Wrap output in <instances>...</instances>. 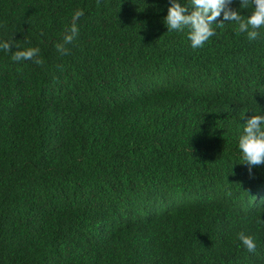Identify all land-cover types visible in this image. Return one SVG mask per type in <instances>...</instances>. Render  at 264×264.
I'll return each mask as SVG.
<instances>
[{
	"label": "trees",
	"instance_id": "1",
	"mask_svg": "<svg viewBox=\"0 0 264 264\" xmlns=\"http://www.w3.org/2000/svg\"><path fill=\"white\" fill-rule=\"evenodd\" d=\"M169 6L0 0V41L44 60L0 50V264H264V165L238 148L264 115V29L193 49Z\"/></svg>",
	"mask_w": 264,
	"mask_h": 264
},
{
	"label": "clouds",
	"instance_id": "2",
	"mask_svg": "<svg viewBox=\"0 0 264 264\" xmlns=\"http://www.w3.org/2000/svg\"><path fill=\"white\" fill-rule=\"evenodd\" d=\"M232 3L233 0H188V4L182 5L179 0H169L170 6L163 22L168 32L187 29V38L193 49L202 48L216 34L213 25L223 28L225 22L234 23L237 34H246L249 42L257 40L260 36L259 30L264 29V0H239L241 9H252L247 17L233 9ZM83 15V10H75L70 23L65 27L62 39L55 43L54 47L61 56L70 54L68 46L73 45L79 37L78 22ZM14 47L19 49V45L12 38L0 41V50L11 53L14 62L24 60L32 61L37 66L44 65L38 47L13 51ZM238 148L242 164L247 165L249 174L254 166L264 165V115H252L246 120L239 136ZM226 195L230 196L231 192ZM261 195L262 203L264 192ZM238 239L249 253L256 251V243L251 236L239 233Z\"/></svg>",
	"mask_w": 264,
	"mask_h": 264
}]
</instances>
